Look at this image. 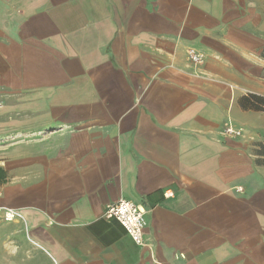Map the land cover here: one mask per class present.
<instances>
[{"label":"crops","instance_id":"0c3cea01","mask_svg":"<svg viewBox=\"0 0 264 264\" xmlns=\"http://www.w3.org/2000/svg\"><path fill=\"white\" fill-rule=\"evenodd\" d=\"M249 95L264 0H0V205L19 214L0 259L264 264ZM120 199L146 211L142 246L103 217Z\"/></svg>","mask_w":264,"mask_h":264},{"label":"built area","instance_id":"2783aa9c","mask_svg":"<svg viewBox=\"0 0 264 264\" xmlns=\"http://www.w3.org/2000/svg\"><path fill=\"white\" fill-rule=\"evenodd\" d=\"M189 58L198 61V56L194 52H189ZM227 133L233 136H240L241 131L228 129ZM168 197V194H165ZM19 214L13 209H8L0 205V224L3 222H12ZM103 217L110 221L116 220L125 229L132 241L142 246L144 244V229L146 227V211L140 205L131 201L120 199L117 202L107 206Z\"/></svg>","mask_w":264,"mask_h":264},{"label":"trees","instance_id":"16d2710c","mask_svg":"<svg viewBox=\"0 0 264 264\" xmlns=\"http://www.w3.org/2000/svg\"><path fill=\"white\" fill-rule=\"evenodd\" d=\"M240 103L244 109H249V110L257 111V112L264 111V98L263 97L249 95L247 97H243ZM6 178H7L6 172H4L0 168V184L6 182Z\"/></svg>","mask_w":264,"mask_h":264},{"label":"rangeland","instance_id":"374dc122","mask_svg":"<svg viewBox=\"0 0 264 264\" xmlns=\"http://www.w3.org/2000/svg\"><path fill=\"white\" fill-rule=\"evenodd\" d=\"M251 151L254 153L253 155H260V157H264V138L262 139V141L254 143V146L251 148ZM258 160L260 162H264V159L260 158ZM0 264H5V260L0 259Z\"/></svg>","mask_w":264,"mask_h":264}]
</instances>
